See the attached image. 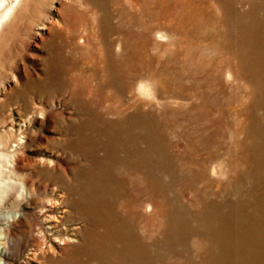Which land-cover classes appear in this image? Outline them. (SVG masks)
Returning a JSON list of instances; mask_svg holds the SVG:
<instances>
[{
    "label": "rangeland",
    "instance_id": "rangeland-1",
    "mask_svg": "<svg viewBox=\"0 0 264 264\" xmlns=\"http://www.w3.org/2000/svg\"><path fill=\"white\" fill-rule=\"evenodd\" d=\"M0 21V134L25 133L36 189L9 264H264V0H0Z\"/></svg>",
    "mask_w": 264,
    "mask_h": 264
},
{
    "label": "clouds",
    "instance_id": "clouds-1",
    "mask_svg": "<svg viewBox=\"0 0 264 264\" xmlns=\"http://www.w3.org/2000/svg\"><path fill=\"white\" fill-rule=\"evenodd\" d=\"M3 21H0L2 24ZM146 81H139L136 85V92L141 98H150L146 95ZM25 144V133L18 135L0 134V264H9L4 259V254H9L10 246L18 249L23 237L19 234L13 235L12 227L24 219L26 226L31 225V215L22 211V205H29V201L35 199L36 189L34 186H26L25 181L29 179L27 173H18L15 170L16 161L21 156L22 145ZM55 187V186H54ZM53 187V189H54ZM9 193L12 199L8 206L4 207V201Z\"/></svg>",
    "mask_w": 264,
    "mask_h": 264
},
{
    "label": "bare ground",
    "instance_id": "bare-ground-1",
    "mask_svg": "<svg viewBox=\"0 0 264 264\" xmlns=\"http://www.w3.org/2000/svg\"><path fill=\"white\" fill-rule=\"evenodd\" d=\"M133 2H134V1H133ZM131 5H132V4H131ZM9 10H10V9H8L7 12H5L4 16L1 18L2 20L5 18V16L8 14V12L10 13ZM159 31H160V30H159ZM161 33H162V32H161ZM155 36L158 38V37H160V34L157 33ZM162 36H163V35H162ZM162 36H161V37H162ZM162 38H163V37H162ZM147 88H148V87H147ZM216 168H217V167H216Z\"/></svg>",
    "mask_w": 264,
    "mask_h": 264
}]
</instances>
